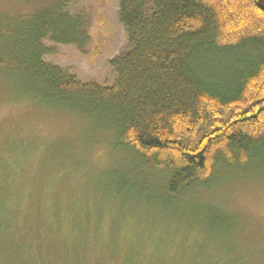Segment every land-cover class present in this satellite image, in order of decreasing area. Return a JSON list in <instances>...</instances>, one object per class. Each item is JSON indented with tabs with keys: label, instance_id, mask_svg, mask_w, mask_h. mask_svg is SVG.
I'll return each mask as SVG.
<instances>
[{
	"label": "trees",
	"instance_id": "1",
	"mask_svg": "<svg viewBox=\"0 0 264 264\" xmlns=\"http://www.w3.org/2000/svg\"><path fill=\"white\" fill-rule=\"evenodd\" d=\"M117 20L126 45L109 61L114 82L100 84L47 60L52 49L45 41L81 48L90 40L85 13L65 0L31 14L0 13V68L29 87L8 99L107 119L144 168L170 173L169 194L210 190L218 166H242L264 154L258 0H118ZM9 186L0 200V264H183L171 260L164 243L125 245L122 235L112 255L103 250L111 235L103 230L91 247L89 233L73 228V213L59 212L63 202L39 199L35 224L24 212L31 202L20 195L28 189ZM50 206L57 217L45 214ZM202 234L204 244L187 264H246L229 225Z\"/></svg>",
	"mask_w": 264,
	"mask_h": 264
},
{
	"label": "rangeland",
	"instance_id": "2",
	"mask_svg": "<svg viewBox=\"0 0 264 264\" xmlns=\"http://www.w3.org/2000/svg\"><path fill=\"white\" fill-rule=\"evenodd\" d=\"M65 1L86 14L90 40L81 48L45 41L52 49L47 60L70 68L83 81L112 84L116 75L109 61L122 52L127 40L117 20L118 0ZM54 2L0 0V13L31 14ZM226 65L223 62L221 67ZM3 69L0 200L7 184L9 190L26 188L27 194L20 195L24 203H31L24 212L37 218L35 224L41 211L39 199L57 205L63 202L65 210L59 208V212L73 213V228L82 235L89 233L91 247L103 230L111 233L102 241L103 250L112 255L117 254L111 250L120 238L117 235H122L128 238L125 245H141L146 240L164 243L172 251L171 260L183 264L195 260L204 244L200 234L206 230L222 233L229 225L243 261L264 264L263 153L242 166H224L223 170L218 166L210 190L193 186L169 194L170 173L144 168L110 121L38 101L11 102L29 87ZM44 210L47 216L57 217L51 206Z\"/></svg>",
	"mask_w": 264,
	"mask_h": 264
},
{
	"label": "water",
	"instance_id": "3",
	"mask_svg": "<svg viewBox=\"0 0 264 264\" xmlns=\"http://www.w3.org/2000/svg\"><path fill=\"white\" fill-rule=\"evenodd\" d=\"M258 4L264 10V0H258Z\"/></svg>",
	"mask_w": 264,
	"mask_h": 264
}]
</instances>
